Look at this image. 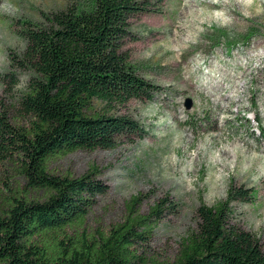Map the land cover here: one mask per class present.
<instances>
[{"label":"rangeland","instance_id":"374dc122","mask_svg":"<svg viewBox=\"0 0 264 264\" xmlns=\"http://www.w3.org/2000/svg\"><path fill=\"white\" fill-rule=\"evenodd\" d=\"M91 1L0 0V112L14 126L29 122L21 101L35 77L19 67L26 42L18 32L26 22L46 25L47 16ZM130 31L129 63L161 87L153 101L134 100L120 112L143 125L145 138H121L113 150L78 151L50 164L53 174L95 172L107 185L84 228L108 233L135 198L142 215L165 204L144 255L147 264L173 262L197 229L198 208L225 201L231 186L245 187L256 198L235 206L236 219L264 245V0H168L134 18ZM0 188L44 198L6 161Z\"/></svg>","mask_w":264,"mask_h":264},{"label":"trees","instance_id":"16d2710c","mask_svg":"<svg viewBox=\"0 0 264 264\" xmlns=\"http://www.w3.org/2000/svg\"><path fill=\"white\" fill-rule=\"evenodd\" d=\"M168 0H92L26 22L19 67L34 71L21 107L30 117L14 126L0 112V162L15 166L35 200L0 188V264H147L144 255L165 204L139 214L133 199L126 218L108 233L90 234L85 220L105 195L96 173L80 178L53 174L50 164L78 151L113 150L124 138L134 144L147 131L120 112L136 101H153L161 87L140 77L125 51L131 21L158 12ZM9 57L16 62L14 54ZM100 107V108H99ZM257 123H259L257 121ZM256 194L231 186L227 199L197 210V229L181 243L173 262L153 264H264V245L236 219L237 204Z\"/></svg>","mask_w":264,"mask_h":264},{"label":"water","instance_id":"95a60500","mask_svg":"<svg viewBox=\"0 0 264 264\" xmlns=\"http://www.w3.org/2000/svg\"><path fill=\"white\" fill-rule=\"evenodd\" d=\"M193 108V100L192 99H188L185 102V109L186 110H191Z\"/></svg>","mask_w":264,"mask_h":264},{"label":"bare ground","instance_id":"6f19581e","mask_svg":"<svg viewBox=\"0 0 264 264\" xmlns=\"http://www.w3.org/2000/svg\"><path fill=\"white\" fill-rule=\"evenodd\" d=\"M185 7V6H184ZM184 42V41H183ZM175 47V46H174Z\"/></svg>","mask_w":264,"mask_h":264}]
</instances>
